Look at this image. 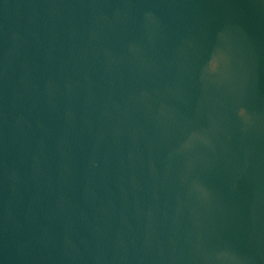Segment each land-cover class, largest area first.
<instances>
[{
    "label": "water",
    "instance_id": "obj_1",
    "mask_svg": "<svg viewBox=\"0 0 264 264\" xmlns=\"http://www.w3.org/2000/svg\"><path fill=\"white\" fill-rule=\"evenodd\" d=\"M0 264H264V0H0Z\"/></svg>",
    "mask_w": 264,
    "mask_h": 264
}]
</instances>
